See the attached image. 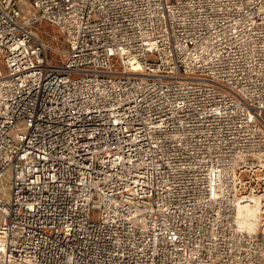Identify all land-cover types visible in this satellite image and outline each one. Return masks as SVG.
<instances>
[{
  "label": "built area",
  "instance_id": "1",
  "mask_svg": "<svg viewBox=\"0 0 264 264\" xmlns=\"http://www.w3.org/2000/svg\"><path fill=\"white\" fill-rule=\"evenodd\" d=\"M0 183V264H264V0H0Z\"/></svg>",
  "mask_w": 264,
  "mask_h": 264
},
{
  "label": "bare ground",
  "instance_id": "2",
  "mask_svg": "<svg viewBox=\"0 0 264 264\" xmlns=\"http://www.w3.org/2000/svg\"><path fill=\"white\" fill-rule=\"evenodd\" d=\"M238 218H242L246 223H250L251 220L256 218V214L252 209H242L239 211Z\"/></svg>",
  "mask_w": 264,
  "mask_h": 264
},
{
  "label": "rangeland",
  "instance_id": "3",
  "mask_svg": "<svg viewBox=\"0 0 264 264\" xmlns=\"http://www.w3.org/2000/svg\"><path fill=\"white\" fill-rule=\"evenodd\" d=\"M46 29L47 30H50V27H48V26H46ZM8 180H6L5 182H7ZM0 185H1V183H0Z\"/></svg>",
  "mask_w": 264,
  "mask_h": 264
}]
</instances>
